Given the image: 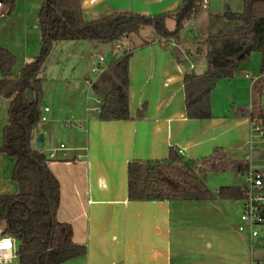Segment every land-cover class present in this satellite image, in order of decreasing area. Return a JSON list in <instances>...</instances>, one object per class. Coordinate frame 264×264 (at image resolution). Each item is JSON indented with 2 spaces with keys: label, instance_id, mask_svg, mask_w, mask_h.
<instances>
[{
  "label": "crops",
  "instance_id": "1",
  "mask_svg": "<svg viewBox=\"0 0 264 264\" xmlns=\"http://www.w3.org/2000/svg\"><path fill=\"white\" fill-rule=\"evenodd\" d=\"M181 2L81 0V7L84 18L94 20L116 12L158 14L176 9ZM167 27L172 30L168 23ZM140 32L120 40L125 42L124 53L132 51L130 119L103 120L88 107L78 108L77 99L58 114L45 100L43 110L48 108L49 122L34 131V147L46 154L60 182L57 217L72 225L73 241L87 248L84 255L63 264H252L254 260L264 264L258 254L263 242L238 229L243 199L129 200V162L166 159L170 148L184 160H196L221 147L232 159L250 157L255 165L264 164L258 138L251 131V102L247 108L233 106L230 113L212 112L209 118L188 116L184 77L205 71V50L197 51L181 35L175 41L158 37L154 30L147 37ZM207 36L203 33V38ZM118 48L123 45L118 43ZM111 62L101 67L96 80ZM260 75L241 65L227 81L243 85V95L251 96L252 83ZM10 102L0 96V146ZM144 106V115L138 118ZM39 136L43 147L38 146ZM14 165V158L0 153V194L19 191L12 179ZM242 178L232 172L210 173L206 183L216 191L226 185L243 187Z\"/></svg>",
  "mask_w": 264,
  "mask_h": 264
},
{
  "label": "trees",
  "instance_id": "2",
  "mask_svg": "<svg viewBox=\"0 0 264 264\" xmlns=\"http://www.w3.org/2000/svg\"><path fill=\"white\" fill-rule=\"evenodd\" d=\"M205 0H182L174 10L158 14L116 12L86 20L81 0H43L38 13L41 31L40 51L24 63L15 75L16 55L0 45V96L11 100L9 119L3 128L0 153L15 159L12 179L18 184L15 194H0V221L5 233L18 241L19 264H63L87 252L85 245L73 241V227L60 221V182L49 167L46 154L33 145L35 128L44 114L43 78L40 74L55 42L91 40L118 44L120 40L151 26L158 37L180 40L187 22L198 18ZM241 11L226 9L217 15L222 27L204 40L207 66L201 74L184 77L186 110L190 118H209L211 93L222 79H231L237 69L260 52L261 75L251 86V120L264 127V0H242ZM10 9L15 0H6ZM172 19L175 26L167 27ZM229 23H233L229 28ZM227 24V25H226ZM226 25V26H225ZM146 42V41H145ZM147 43V42H146ZM132 51L114 59L92 83L93 93L101 98L99 117L103 120H128L129 62ZM33 99L27 97V90ZM140 109L137 117L144 115ZM246 159H232L217 147L207 157L184 160L178 150L169 156L128 164L129 200H211L246 197L242 186L226 185L211 190L206 178L210 173L232 172L243 176Z\"/></svg>",
  "mask_w": 264,
  "mask_h": 264
},
{
  "label": "rangeland",
  "instance_id": "3",
  "mask_svg": "<svg viewBox=\"0 0 264 264\" xmlns=\"http://www.w3.org/2000/svg\"><path fill=\"white\" fill-rule=\"evenodd\" d=\"M42 2L43 0H15L11 12H8L4 18L0 19V45L8 48L16 55L15 75L18 73L20 67L26 63L27 58H35L40 51L41 31L38 13ZM6 4L9 11L10 4ZM208 5L209 7H204L196 19L195 25H193V21L187 22L181 34L183 41L192 46L194 45L197 51L205 50L204 52H206V45L204 44L206 38H203V33H207V35L216 33L222 27V23H220L219 18L216 16L222 14L226 9L241 11L243 1L210 0ZM167 23L171 29L174 28L172 19H169ZM189 25L191 28L188 27ZM233 25V23H229L227 26L232 28ZM153 30L151 26L143 27L139 35L147 37ZM118 43L123 45V48H118V44L116 43H103L91 40L55 42L45 63V67L40 74V77L43 78L44 90L41 101L42 106L46 100L52 110L59 114L61 113L59 112L60 108L64 107L68 109L71 101L77 99L78 102L75 103L78 108L81 105L84 111L88 107L89 112H94L101 104L97 102V99L100 97L92 92L88 81L89 79L95 81L101 72L102 66L123 55L125 42L119 41ZM101 57L104 59H100ZM261 61L262 55L256 51L252 53L248 61L241 65L247 66L248 71L252 75H259L261 72ZM94 68L97 70L93 71ZM227 80L221 81L222 83L219 84L217 83L211 93V110L216 114L230 113L233 106L242 105L246 108L250 106V93L248 92L246 96L245 94L243 95L242 90L245 87L242 85L241 89L239 85L234 83L231 85ZM248 82L250 83L249 80ZM75 92H77V96ZM49 115L50 113L46 114L47 118ZM66 118L67 116H64V120ZM48 122L42 121L36 127L35 133L39 129L45 128ZM61 125L64 126L63 123ZM256 140L261 149H259L258 154L264 156V144L260 139ZM239 181L244 183L243 178L239 179ZM259 229L261 230V234L257 237V241L259 242L260 240L263 243L259 244L258 254L264 258V226H260ZM13 264H19V259L16 258Z\"/></svg>",
  "mask_w": 264,
  "mask_h": 264
},
{
  "label": "built area",
  "instance_id": "4",
  "mask_svg": "<svg viewBox=\"0 0 264 264\" xmlns=\"http://www.w3.org/2000/svg\"><path fill=\"white\" fill-rule=\"evenodd\" d=\"M6 5V0H0V19L8 13ZM204 7H207V0L204 1ZM96 70V68L93 69V71ZM88 82L92 86L93 81L89 79ZM97 102L101 103V99L98 98ZM262 104L264 105V100ZM46 111L48 108L44 109L42 121L47 120ZM95 111L99 113L100 106ZM251 131L253 137L260 139L264 144V127L254 124L252 121ZM246 160H248L249 165L242 176L246 197L243 198V210L238 229L248 232L252 238H257L261 234L259 227L264 226V164L255 165L250 157ZM18 257V241L15 237L5 233V224L0 221V264H13ZM252 264H263V262L254 260Z\"/></svg>",
  "mask_w": 264,
  "mask_h": 264
},
{
  "label": "water",
  "instance_id": "5",
  "mask_svg": "<svg viewBox=\"0 0 264 264\" xmlns=\"http://www.w3.org/2000/svg\"><path fill=\"white\" fill-rule=\"evenodd\" d=\"M27 97H28L29 100L33 99V93H32V91L30 89L27 90ZM37 142H38V146L39 147H43V142L41 141V136L38 137V141Z\"/></svg>",
  "mask_w": 264,
  "mask_h": 264
}]
</instances>
